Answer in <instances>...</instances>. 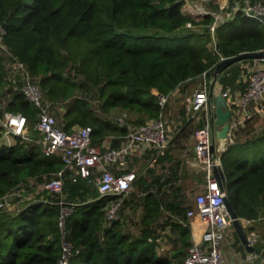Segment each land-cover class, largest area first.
I'll use <instances>...</instances> for the list:
<instances>
[{"label": "trees", "instance_id": "16d2710c", "mask_svg": "<svg viewBox=\"0 0 264 264\" xmlns=\"http://www.w3.org/2000/svg\"><path fill=\"white\" fill-rule=\"evenodd\" d=\"M184 3L0 0V28L7 23L0 39V117L5 112L23 113L29 131L38 137L33 129L38 109L21 90L20 74L11 71V64L18 62L39 84L60 126L71 130L90 125L94 143L111 135L112 145L118 146L127 129L113 110L126 112L134 124L144 123L161 110L159 92L169 94L189 79H198L222 57L264 47V25L258 19L238 10L216 27L213 37L209 25L214 16L195 19L182 10ZM213 6L219 8L217 2ZM189 21L192 27L187 26ZM247 60L230 64L220 74L221 91L227 87L244 91ZM91 98L99 101L97 108ZM1 130L0 125V136ZM250 145L263 150L258 159L243 155L242 149ZM234 152L239 154L233 157ZM155 161L169 175L149 166L136 178L142 212L133 234L124 230L119 218L104 223L107 199L98 198L88 178L77 175L73 180L69 176L73 171L67 169L62 194L43 187L63 167L59 154L45 155L39 144L18 135L13 144L0 145V197L15 189L24 193L16 197L23 198L18 208L0 210V264H57L64 204L72 205L65 218L66 239L72 244L68 264H184L190 228L171 215L184 218L187 209L178 195L181 186L175 185L179 162L169 148ZM222 170L226 194L238 216L254 223L264 219V133L230 144L222 155ZM29 180L36 185L30 187ZM36 199L45 201L35 203ZM134 199V193L125 198L119 212L131 208ZM166 225L181 241L171 256L158 252L155 239L156 227ZM233 234L234 245L239 243L236 246L245 251L238 234ZM254 246L252 264H264V231Z\"/></svg>", "mask_w": 264, "mask_h": 264}, {"label": "built area", "instance_id": "2783aa9c", "mask_svg": "<svg viewBox=\"0 0 264 264\" xmlns=\"http://www.w3.org/2000/svg\"><path fill=\"white\" fill-rule=\"evenodd\" d=\"M238 10L244 15L258 19L264 25L262 0H222L218 9L202 8L200 14L204 16L211 13L214 16L213 22L209 25L214 37L216 27L232 18ZM187 26L192 27L193 24L189 21ZM3 32L4 29L1 27L0 39ZM1 45L5 47L2 43ZM258 50L264 51V47ZM245 65H247L248 78L244 91L233 90L230 87L221 91L218 79L213 87L214 94H222L231 110L230 129L226 138L215 139V102L209 97L211 78L207 75V71L200 75L198 87L186 98L184 115L194 123V153L197 166L203 173L204 182L194 195L193 204L187 207L185 217L179 218V222L188 225L191 232V243L187 248L184 264H225L222 244L225 236L234 229V226L225 202L226 191L214 170L222 168L223 152L234 143L232 130L244 124L247 119L264 113V57L249 58ZM11 71L20 74L21 90L38 109L37 120L33 124L38 137L29 131L26 115L21 112H5L4 116L0 117L2 127L0 138L6 135L14 137L18 135L26 141L39 144L45 155L59 154L63 167L46 180L43 187L62 194L65 172L67 169L72 170L73 173L69 176L73 180L77 175L88 178L97 188L98 198L107 199L104 223L116 220L123 200L127 198L138 177L136 171L129 169V163L134 155L149 150L154 153L155 160L159 154L167 150L173 133L179 129L177 128L179 124L177 126L176 121L165 114L171 93L157 94L161 110L157 117L144 123L130 122L126 112L116 115L115 118L127 129L119 145L113 146L112 140L108 144L105 142L98 144L93 142V129L90 125H75L71 130L59 125L55 113L50 109L51 104L45 101L39 84L23 64L18 62L11 64ZM215 89L218 90L215 92ZM200 123L202 124L199 125ZM30 182L33 183V180ZM21 192L15 189L2 195L0 210L18 208L23 198L16 197L21 195ZM60 203L63 201L61 200ZM71 210L72 205L64 204L59 215L62 252L57 264H68L72 255V244L66 239L65 234V218ZM241 220L246 227L252 225L251 220ZM247 237L251 244L258 241L255 232L247 233ZM255 257V253H250L248 260H253Z\"/></svg>", "mask_w": 264, "mask_h": 264}, {"label": "crops", "instance_id": "0c3cea01", "mask_svg": "<svg viewBox=\"0 0 264 264\" xmlns=\"http://www.w3.org/2000/svg\"><path fill=\"white\" fill-rule=\"evenodd\" d=\"M211 78V77H210ZM195 83L196 86L193 87V84ZM192 84V86H191ZM199 84V78L193 80H188L185 84H182L181 86L177 87L176 90L171 92L169 103L165 108V114L171 118L174 119L177 123V128H179L176 132L173 133L170 143H169V153L174 158L175 162H179L178 166V180L176 181V186H181V190L178 192L179 198L183 200L184 205L187 207L191 206L189 205V202L187 201V198H190L197 193V191L201 188V185L204 182V177L202 171L199 169L196 163L195 153H194V137L193 134L189 135V132H187L188 126L191 124H194L191 119L185 118L184 115V105L186 102V98L193 94L194 90L198 87ZM190 85V86H189ZM191 87V88H190ZM185 93L184 98L180 100V94ZM186 91V92H184ZM190 91V92H187ZM181 102V103H179ZM179 103V109L175 111L173 107H177ZM264 117V113H260L255 115L253 118L248 119L249 121H245L244 124L239 126L238 128H234L232 130V136L235 141H241V132H243L244 136L250 135V137L254 134L253 131L259 130L261 131L262 128V118ZM183 120H186L184 123ZM215 125V124H214ZM215 130V139H216V130L217 127L214 126ZM250 131V132H249ZM248 133V134H247ZM250 133V134H249ZM112 140V136L109 135L105 138L104 142L109 143ZM15 142V137L6 135L4 137L0 138V145L6 144L11 145ZM154 153L152 151H146L144 153H137L134 155L133 159L129 163V168L137 172V175L140 173H144L147 167L154 166L155 172L163 175H169L168 169H164L161 167L160 163H156V161L153 159ZM167 166L172 165V162H165ZM156 164V165H155ZM164 189L168 192H170V186L166 185L164 186ZM135 194V199L132 202L130 211L136 213L134 225H130L128 222V217H123L122 214H126V212H119V219L124 221V230L127 232H131L133 234H136L138 232V225L140 223V215L142 212V208L139 204L140 196L142 193L140 192V188L137 185H133L129 196L132 194ZM186 195V196H185ZM192 195V196H190ZM128 196V197H129ZM127 197V198H128ZM131 214V213H130ZM164 214H169L168 210H164ZM173 217H175L177 220L181 218V216H177L175 214H171ZM254 223V222H253ZM255 224V223H254ZM137 225V226H136ZM244 229L247 233L256 231L254 228L248 230L246 227V224L243 222ZM157 230V237L155 238L157 241V250L161 254H165L167 256H171L173 254V251L178 248L181 245V241L178 237L177 232L172 228L170 225H166L165 228H160L159 226L156 227ZM235 229H232L229 234H227L223 240L222 244V252L225 258V264H249L248 256L249 252L246 250L245 246L243 251L242 249H239L237 246H239V243L234 245V236ZM241 242V240H240ZM242 243V242H241ZM187 248H185V251L187 252Z\"/></svg>", "mask_w": 264, "mask_h": 264}, {"label": "water", "instance_id": "95a60500", "mask_svg": "<svg viewBox=\"0 0 264 264\" xmlns=\"http://www.w3.org/2000/svg\"><path fill=\"white\" fill-rule=\"evenodd\" d=\"M7 23L4 22L2 24L3 28H6ZM264 57L263 50H255V51H244L238 53L236 55L223 57L220 59L212 68L207 71V75L211 77V89L209 93V97L213 98L215 102V120L214 124L217 127L216 130V139H223L228 136V132L230 129V117H231V110L227 106V102L225 97L222 94H214L213 87L217 79L219 78L220 74L232 63H237L238 61L249 59V58H261ZM217 177H220L221 185L225 189V179L223 177V170L222 168H215L214 170ZM44 199H36L35 203L44 202ZM225 202L228 206L230 214L233 218V226L238 234L242 244L245 246L246 250L249 253H255V246L251 244L247 237V232L244 229L243 222L241 218L238 216L237 212L233 208L229 196L226 194ZM250 260L249 264H252Z\"/></svg>", "mask_w": 264, "mask_h": 264}, {"label": "rangeland", "instance_id": "374dc122", "mask_svg": "<svg viewBox=\"0 0 264 264\" xmlns=\"http://www.w3.org/2000/svg\"><path fill=\"white\" fill-rule=\"evenodd\" d=\"M185 1V3H184V5L182 6V10L184 11V12H186V13H188L189 15H191L192 17H194L195 19H201L202 17H203V15L202 14H200V11H202V8H205V10L207 9V10H215L216 8L213 6V4L214 3H218V4H220V2H222V0H219V2H218V0H184ZM193 84V87H195L196 86V84L195 83H192ZM192 84H191V86H192ZM190 86V85H189ZM191 88V87H190ZM218 89H215V92L217 91ZM184 92H186V91H184ZM187 92H190V91H187ZM80 94H85L84 93V91L83 92H79ZM181 96H180V100H182L183 98H184V95H185V93H183V91H182V93L180 94ZM91 100H92V105L94 106V107H96L97 108V103L99 102L98 100H96V99H94V98H91ZM179 103H181V102H179ZM179 103H178V106L177 107H173V109H175V111L177 110V109H179ZM58 111V110H57ZM119 110H113V112H112V115H114V116H116V115H120V114H122L123 112H118ZM261 125H262V128H264V117L262 118V123H261ZM193 130H194V125L193 124H191V125H189L188 126V129H187V132H189V135H191V134H193ZM260 130V129H259ZM259 130H257V131H253V133L252 134H254V135H252V136H256V135H260V134H262V133H264V129H261V131L259 132ZM250 132V131H249ZM244 133L243 132H241V141H243V140H246L247 139V137H250V135H248V136H244L243 135ZM248 134V133H247ZM250 134V133H249ZM236 142V141H235ZM243 150V155L245 156L246 155V157H248V158H252V159H258L260 156H261V154L263 153V150H260V149H255L252 145H250V146H246V147H244V149H242ZM239 151V150H238ZM237 151V152H238ZM237 152H234L233 154H235V155H233V157H235L237 154H239V153H237ZM242 156V155H241ZM28 185L30 186V187H34V185H36L34 182L33 183H31L30 181H29V183H28ZM27 192V191H26ZM26 194V193H25ZM129 196V194L126 196V197H128ZM186 196V195H185ZM190 196H192V195H190ZM194 197V196H193ZM188 200V202H189V205H192L193 204V198L192 197H190V198H187ZM135 210H133V212H131L130 211V208L129 209H126L125 210V212H126V214L124 213V214H122V216L123 217H127L128 216V222H129V224L130 225H127V226H132V225H134V221H135V216H136V213L134 212ZM131 213V214H130ZM252 225H254V229L256 230V231H254L255 232V234L257 235V237H259V236H261L262 235V233H263V231H264V219H261L260 220V222H256L255 224L252 222ZM248 230H249V228H248Z\"/></svg>", "mask_w": 264, "mask_h": 264}]
</instances>
